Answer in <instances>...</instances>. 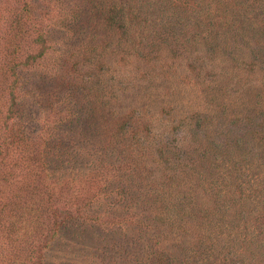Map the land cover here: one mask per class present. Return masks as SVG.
I'll return each mask as SVG.
<instances>
[{"label":"rangeland","instance_id":"rangeland-1","mask_svg":"<svg viewBox=\"0 0 264 264\" xmlns=\"http://www.w3.org/2000/svg\"><path fill=\"white\" fill-rule=\"evenodd\" d=\"M195 1L168 3L205 20ZM28 2L0 0V264H120L149 232L165 264H264V5L242 4L259 42L227 33L222 56L187 24L148 62L99 48L114 32L90 0L69 22L71 0Z\"/></svg>","mask_w":264,"mask_h":264},{"label":"trees","instance_id":"trees-1","mask_svg":"<svg viewBox=\"0 0 264 264\" xmlns=\"http://www.w3.org/2000/svg\"><path fill=\"white\" fill-rule=\"evenodd\" d=\"M47 1V0H46ZM78 1V0H75ZM85 3L88 0H83ZM93 6L92 11H101L104 14L105 25L109 27L114 32V37L111 38L112 40H106L104 43L99 47L96 45V48L99 47L103 51H108L113 48V50H121L125 44H128L126 51L133 54L134 57L146 60L151 62L150 56L151 53L155 55V59L157 58V53L159 52L160 48L163 47L167 51L175 54L179 52V48L183 45L184 41H181L182 38H179V34H176L177 29L176 26H185L187 24H194L198 26V30L195 32L194 35L201 36V40L205 39V46H209V50L213 52H222V56H227L228 53L232 49V45L228 47L227 44V33L229 36L233 35L234 41L240 42L239 45L245 43H251V40L255 39L256 42H259V34L261 31L255 32V27L252 26L250 23L245 22V10L246 8L242 5L246 0H231L223 1V0H196L195 3L204 6L207 10L205 15V20L202 19L200 21L196 20L191 14V10L189 11L187 8L188 3H184L175 5L172 7L168 0H90ZM252 9H256V3L264 5V0H253ZM27 0V5L28 4ZM217 3L222 4L223 8L217 7ZM65 4H67L65 2ZM73 4L74 8H70L68 11L69 13H64L62 15V19H65L69 22L71 19H76L77 17L85 19V21L89 19L87 13L79 10L74 0H71L70 6ZM68 5V4H67ZM62 6V5H61ZM222 12H229L232 11L230 14L222 15L218 9ZM235 9V11L233 10ZM172 10V14H168ZM262 13H258L255 11V15L257 14V20L262 21V27L264 28V11L259 9ZM90 11V12H92ZM244 11V12H243ZM89 12V13H90ZM81 13V15H79ZM209 13L211 14L209 16ZM207 15L209 17H207ZM244 15V18H242ZM247 18V17H246ZM195 19V20H193ZM231 19V20H230ZM200 22V23H198ZM233 23V24H232ZM238 23L234 26V24ZM248 23V24H247ZM63 28H67L68 24L64 22L61 24ZM230 29V30H229ZM231 32V33H230ZM178 33V32H177ZM147 35L150 40L149 41H142L138 38L141 35ZM250 34V36H249ZM43 37V35L41 36ZM155 37V38H154ZM179 38V39H178ZM218 38V39H217ZM231 40V39H229ZM42 41L45 43L47 40L43 37ZM235 42V43H236ZM237 44V43H236ZM48 45V44H47ZM227 46V47H226ZM228 49V50H227ZM133 50H136L134 55ZM44 51L39 52L37 55L43 53ZM227 52V53H226ZM150 53V56H149ZM232 57V56H231ZM36 55L31 56L32 60H37ZM103 58V57H102ZM153 60L152 62H154ZM30 64V63H29ZM223 67V66H221ZM221 67H219V71L221 72ZM211 69V67L209 68ZM106 72L104 75L107 76L104 78H99L96 88L99 86L105 94L111 95L110 93V85H113L114 78L111 79L113 73L111 72V66L105 65ZM208 71V67H207ZM111 73V74H109ZM103 84V85H101ZM105 86V89H102ZM191 114L190 116H192ZM194 117V116H192ZM187 118V117H186ZM200 116L196 117L195 120H198ZM175 146H169V151H175ZM174 148V150H173ZM218 190V189H217ZM216 190V191H217ZM223 193V196L227 198L228 196V187L227 185L224 186L222 189H219L218 195L220 196V192ZM212 196L211 194H209ZM216 196V198H218ZM224 199V198H223ZM227 200V199H226ZM225 200V201H226ZM213 211L215 214L221 213V205L219 203H214ZM220 209L218 211V208ZM212 211V212H213ZM215 218V217H214ZM232 234H235L236 240L238 239L239 244H244L243 241L239 240L240 233L232 230ZM147 234V233H146ZM149 239L147 237L146 241L144 240V235L140 237H136L133 242V249L131 251L120 250L118 252L120 258V264H165L166 262L164 259L162 260L160 257H157L158 250L155 248V240L154 234L149 232L148 234ZM233 237V236H230ZM208 242L212 244L214 241L210 238L209 235L205 233L199 237V241ZM235 240V241H236ZM188 245L189 242H188ZM146 249V250H145ZM168 254H172L168 252ZM209 260V256L207 257ZM206 260V261H207ZM201 262H205V256ZM168 263V262H167ZM213 264V261L211 262ZM223 264H230L229 262Z\"/></svg>","mask_w":264,"mask_h":264}]
</instances>
